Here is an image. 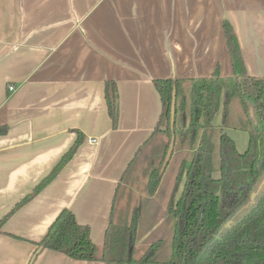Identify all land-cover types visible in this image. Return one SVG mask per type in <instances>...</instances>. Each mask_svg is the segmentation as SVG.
Instances as JSON below:
<instances>
[{
	"label": "crops",
	"instance_id": "0c3cea01",
	"mask_svg": "<svg viewBox=\"0 0 264 264\" xmlns=\"http://www.w3.org/2000/svg\"><path fill=\"white\" fill-rule=\"evenodd\" d=\"M224 22L247 76L264 78V0H0V220L80 139L55 178L1 225L0 264H106L38 244L67 209L89 226L100 255L109 222L125 224L127 197L137 199L133 254L145 252L159 221L144 215L166 204L158 186L142 194L132 185L157 166L165 141L153 134L161 100L152 81L216 69L232 76ZM106 82L116 87L115 124ZM212 125L245 151L248 132L223 126L221 110ZM187 152L175 148L171 158Z\"/></svg>",
	"mask_w": 264,
	"mask_h": 264
},
{
	"label": "trees",
	"instance_id": "16d2710c",
	"mask_svg": "<svg viewBox=\"0 0 264 264\" xmlns=\"http://www.w3.org/2000/svg\"><path fill=\"white\" fill-rule=\"evenodd\" d=\"M223 30L232 76L220 77L216 69L210 77L152 81L161 100V114L153 134L162 133L165 141L157 166L150 169L147 192H155L160 182L159 171L172 134L175 136L173 150L179 141L178 147L187 145L190 153V158L179 164L166 204L173 232L169 256L165 260H155L161 240L152 242L138 258L133 256L136 209L126 224L109 222L100 255L91 240L89 226L79 224L67 209L57 215L38 245L73 260H101L106 264H264V185L257 202L226 228L219 240L212 242L221 225L236 212L240 203L249 200V195L264 178V78L247 76L236 36L228 22L223 23ZM173 91L176 102L171 129ZM234 98L242 100L245 110L247 106L253 110V117L248 112L246 121L241 124L229 122ZM105 99L115 124L116 87L113 82H106ZM219 110L223 126L248 132L243 153L238 152L232 138L211 125ZM4 131L0 128V133ZM79 142L78 138L33 192L0 220V227L17 208L55 178L71 159ZM180 186V194L174 199Z\"/></svg>",
	"mask_w": 264,
	"mask_h": 264
},
{
	"label": "rangeland",
	"instance_id": "374dc122",
	"mask_svg": "<svg viewBox=\"0 0 264 264\" xmlns=\"http://www.w3.org/2000/svg\"><path fill=\"white\" fill-rule=\"evenodd\" d=\"M230 108H231V112H232L231 113L232 118L230 117V119H229L230 123H232L234 121L237 124H241V122L243 123V121H246L248 112H249L250 116L253 117L252 108L247 106V108H246L247 111H246L242 105V100L239 98H234V100L230 104ZM186 124H188V121H186ZM211 125H212V120H211ZM177 144L179 145V143H177ZM178 145H175L176 146L175 148H178ZM186 146L187 145H185V147L183 148L184 150H187ZM162 150H163V145L159 151L160 152L159 156L161 155ZM188 152H187L188 156H187V154L186 155L184 154L185 159L190 158V153H188ZM159 160H160V157H159ZM179 164H180V155L172 157L168 161L167 165L165 166V168L167 167L166 170L164 168L163 172L161 173V181L158 184V195H160L158 200L162 201L163 203L167 204L169 201L170 194L172 192V188H173V184H174V180H175L176 174L178 172V167H179L178 165ZM146 169L148 170L147 173H149L150 169L149 168H146ZM147 175L148 174H146L145 172L140 173V178H138L139 181L136 183H132V185H134L133 187L136 189L137 192L142 193V194L146 193V191H147L146 180L148 179ZM262 180H264V178ZM263 185H264V183L261 185V187H263ZM263 189H264V187L262 188V190ZM180 190H181V186L179 187L177 193L175 194L174 199H177ZM259 191H260V189H259ZM260 196H261V193L256 192L252 199L249 198V200H246V201H243L242 203H240V206L237 207L236 212L233 213V215H231L230 217H228L227 220L230 219V220H232V223H234V221H236V219L238 217H240V215H244L249 210V208L252 207V205H254L255 202H257V200ZM167 197H168V199H167ZM121 202H123V205L125 203L126 206L121 209L122 213H121L120 222L126 224L131 220V217H132L131 208L136 205L135 202H137V199H133L132 197H130V198L127 197L126 200H124V201L120 200V203ZM166 204H165V212H162L160 214L152 213L151 216L149 214L144 215V218H148V219L150 218L149 222H150V220H152V222L159 221L158 229L156 231H154L146 240V242H148L149 245L156 240L162 241L161 247L155 256V260H157V261L165 260L169 256V253H170V242L172 239V233L173 232H172V221L169 219L168 214L166 212ZM165 214H167V216H166L167 218L164 219L163 221H161L160 219H162V217ZM141 223H143V221ZM225 230H226V228L222 229L223 232ZM139 255L140 254L137 251L135 252V254H133V256L136 258H138Z\"/></svg>",
	"mask_w": 264,
	"mask_h": 264
},
{
	"label": "water",
	"instance_id": "95a60500",
	"mask_svg": "<svg viewBox=\"0 0 264 264\" xmlns=\"http://www.w3.org/2000/svg\"><path fill=\"white\" fill-rule=\"evenodd\" d=\"M175 102H176V95H175V92L173 91L172 93V99H171V105H170V126H171V129L173 127V124H174V115H175ZM174 141H175V136L172 134V136L170 137V141H169V144H168V148L166 150V153H165V156H164V159H163V162H162V165H161V168H160V171L159 173L161 174L165 168V166L167 165L168 161L170 160V157L172 155V152H173V148H174ZM263 181V180H262ZM261 181V183L259 184L258 188L256 191L252 192L250 195H249V198L252 199L254 194L256 192L259 191V189H261V185L263 184ZM233 224L232 223V220H226L225 223H223L220 227V229L218 230L217 234L214 235L213 237V240H219L220 239V234L223 232L222 229L224 228H228L230 227V225ZM211 242V243H212ZM32 263V260L30 262V264Z\"/></svg>",
	"mask_w": 264,
	"mask_h": 264
},
{
	"label": "built area",
	"instance_id": "2783aa9c",
	"mask_svg": "<svg viewBox=\"0 0 264 264\" xmlns=\"http://www.w3.org/2000/svg\"><path fill=\"white\" fill-rule=\"evenodd\" d=\"M12 89H13V87L9 86V90H12ZM89 142H94V139L89 140Z\"/></svg>",
	"mask_w": 264,
	"mask_h": 264
}]
</instances>
